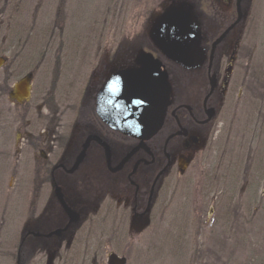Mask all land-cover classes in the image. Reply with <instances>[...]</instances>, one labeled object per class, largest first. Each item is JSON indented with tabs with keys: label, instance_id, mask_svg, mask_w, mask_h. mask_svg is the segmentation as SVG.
Returning <instances> with one entry per match:
<instances>
[{
	"label": "flooded vegetation",
	"instance_id": "flooded-vegetation-1",
	"mask_svg": "<svg viewBox=\"0 0 264 264\" xmlns=\"http://www.w3.org/2000/svg\"><path fill=\"white\" fill-rule=\"evenodd\" d=\"M187 1L172 2L158 17L170 7L191 6L200 30L204 58L195 68L168 60L152 44L149 34L144 37L143 51L129 58L125 66L120 51L113 58H109L108 51L68 56L65 65L63 58L53 56V67L47 69L49 80L52 76L53 93L46 90L45 95H40L34 110L33 82L48 54L42 50L38 57L28 59L21 43L12 44L14 53L10 47L0 54L3 60L0 103L5 98L21 115L16 123L19 135L15 139L13 135H5V150L0 153V160L6 167L10 157H14V170L24 167V172H30L27 179L23 172L22 183L28 188L30 207L18 239L17 264H31L38 253L71 250L77 235L89 231L85 226L96 217L100 226L108 227L112 221L111 230L99 228L111 235L131 236L149 229L160 210L159 203L176 191H171L173 188L178 189L182 176L192 168L201 167L206 155L224 158L227 151L223 148L229 141L246 136L238 135L234 128L241 115L250 112L246 99L250 98L251 90L246 89V79L251 53L246 38L253 0ZM143 54L159 60L167 74L169 104L159 130L151 134H126L110 126L99 114V97L117 73L140 69L139 59ZM66 65L70 71L75 65L79 72L86 71L84 76L80 72L78 79L73 77L76 73L65 75L69 79L63 80L67 83L60 86L64 87L58 95L60 66ZM29 67L32 69L28 73L14 76L13 70ZM27 76H31L29 97L18 101L15 86ZM104 102L107 104L108 100ZM33 113L30 121L21 120ZM112 114L111 119L120 118L117 112ZM32 127L38 129L37 134L28 132ZM226 127L231 132L225 134ZM131 135L152 136L142 139ZM13 144L14 153H10ZM230 153L240 170H246L242 162L244 153L236 149ZM98 187L100 192L94 189ZM247 187L246 181L243 195ZM89 189L93 190L95 203L85 200Z\"/></svg>",
	"mask_w": 264,
	"mask_h": 264
},
{
	"label": "rangeland",
	"instance_id": "rangeland-1",
	"mask_svg": "<svg viewBox=\"0 0 264 264\" xmlns=\"http://www.w3.org/2000/svg\"><path fill=\"white\" fill-rule=\"evenodd\" d=\"M180 1L0 0V54L10 47L14 53L17 43L23 45L28 59L38 57L42 50L48 54L49 60L36 71L33 82L35 110L39 96L54 89L47 72L53 67V56L63 58L65 65L68 56L108 51L113 58L120 51L125 66L143 51L141 46L153 20L172 2ZM252 10L246 38L251 53L246 79V89L251 90L246 99L250 112L241 115L234 128L238 135H246L244 139L229 141L223 148L227 151L224 158L206 155L201 167L182 176L178 189L173 188L171 191H176L159 203L160 210L149 229L131 236L111 235L99 228L111 230L112 221L108 228L106 224L100 226L96 217L85 226L89 231L77 235L71 250L38 253L31 264H109L112 255L125 259V264H264V0H253ZM31 69H15L14 76ZM77 69L78 65L72 71L70 66H60L59 91L55 87L58 95L64 87L60 86L67 83L63 80L69 79L65 75L76 73L73 77L78 79L81 71ZM0 113L1 153L5 135L14 139L19 135L16 123L21 115L5 98ZM33 117L34 113L21 120ZM31 130L38 132L33 127L28 132ZM227 132L231 130L226 127ZM14 146H10V153H14ZM232 149L244 153L246 170H240L238 162L233 161ZM13 163L14 157L6 167L0 160V264H17L18 239L30 207L28 188L22 183L25 168L14 170ZM29 176L30 172H24V179ZM90 191L85 193V200L95 203Z\"/></svg>",
	"mask_w": 264,
	"mask_h": 264
},
{
	"label": "water",
	"instance_id": "water-1",
	"mask_svg": "<svg viewBox=\"0 0 264 264\" xmlns=\"http://www.w3.org/2000/svg\"><path fill=\"white\" fill-rule=\"evenodd\" d=\"M186 5L170 7L159 16L151 27L149 38L168 60L193 68L201 65L204 58L199 27L191 6ZM139 63L140 69L124 70L113 76L99 97V114L110 126L126 134H151L159 130L169 104L170 86L160 61L150 54H143ZM2 65L0 59V67ZM30 81L31 76H27L15 86L18 101L28 99ZM105 100H108L107 104ZM109 100H112L110 104ZM116 112L120 118L111 119L110 115ZM131 136L143 139L152 135ZM125 263V259L115 255L109 258V264Z\"/></svg>",
	"mask_w": 264,
	"mask_h": 264
},
{
	"label": "trees",
	"instance_id": "trees-1",
	"mask_svg": "<svg viewBox=\"0 0 264 264\" xmlns=\"http://www.w3.org/2000/svg\"><path fill=\"white\" fill-rule=\"evenodd\" d=\"M246 237H247V231L245 233H243V241L246 240ZM218 262H220L218 259H217Z\"/></svg>",
	"mask_w": 264,
	"mask_h": 264
},
{
	"label": "bare ground",
	"instance_id": "bare-ground-1",
	"mask_svg": "<svg viewBox=\"0 0 264 264\" xmlns=\"http://www.w3.org/2000/svg\"><path fill=\"white\" fill-rule=\"evenodd\" d=\"M150 30H151V28H150ZM150 30H148V34H149ZM180 66H181V65H180ZM193 68H195V67H193ZM112 78H113V77H112Z\"/></svg>",
	"mask_w": 264,
	"mask_h": 264
}]
</instances>
